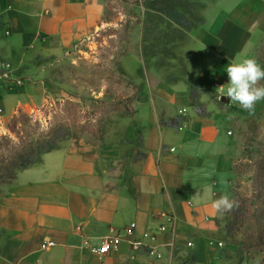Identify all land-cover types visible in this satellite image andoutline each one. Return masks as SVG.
<instances>
[{
  "label": "crops",
  "instance_id": "1",
  "mask_svg": "<svg viewBox=\"0 0 264 264\" xmlns=\"http://www.w3.org/2000/svg\"><path fill=\"white\" fill-rule=\"evenodd\" d=\"M110 2L0 0L1 105L12 112L46 98L43 80L70 59L97 66ZM139 2L143 45L121 55L111 78L132 97L131 126L102 142L73 136L16 172L0 196V264H95L91 248L115 234L109 264H264L229 245L226 217L211 208L232 194L237 121L217 88L229 63L248 58L264 0H236L230 10L226 0Z\"/></svg>",
  "mask_w": 264,
  "mask_h": 264
},
{
  "label": "rangeland",
  "instance_id": "2",
  "mask_svg": "<svg viewBox=\"0 0 264 264\" xmlns=\"http://www.w3.org/2000/svg\"><path fill=\"white\" fill-rule=\"evenodd\" d=\"M235 1L226 0V9L230 10ZM133 2L111 0L109 3L108 22L95 38L98 62L93 69H86L83 60L77 64L70 59V65L54 67L43 80L47 89L43 101L32 103L27 99L12 112L0 101V196L11 187L21 167L58 143L77 135L96 142H102L105 134L112 139L125 137L134 104L132 97H127V87L116 93L111 78L121 55L143 45L145 8L139 0ZM259 27L261 30L248 57H254L264 66V24ZM14 83L13 87L22 84ZM2 89L0 78V97ZM233 105H227L237 117L233 125L230 198L238 201L239 207L223 213L226 241L264 262V100L257 103L254 113L245 115L246 120L240 116L241 107L236 104L237 108H233Z\"/></svg>",
  "mask_w": 264,
  "mask_h": 264
},
{
  "label": "clouds",
  "instance_id": "3",
  "mask_svg": "<svg viewBox=\"0 0 264 264\" xmlns=\"http://www.w3.org/2000/svg\"><path fill=\"white\" fill-rule=\"evenodd\" d=\"M228 83L217 88L219 97L230 98L231 104H238L248 113H254L256 104L264 100V66L254 57L240 59L237 57L226 67ZM231 118V117H230ZM221 184L226 185L222 177ZM239 207L238 201L222 193L211 202L214 212L223 214Z\"/></svg>",
  "mask_w": 264,
  "mask_h": 264
},
{
  "label": "built area",
  "instance_id": "4",
  "mask_svg": "<svg viewBox=\"0 0 264 264\" xmlns=\"http://www.w3.org/2000/svg\"><path fill=\"white\" fill-rule=\"evenodd\" d=\"M7 33H9V32L7 31ZM14 82H17L19 84L22 81L21 80H14ZM230 103H231V101H230ZM134 228H135V223L130 224V226L125 228V233L130 235V236L134 235ZM159 230L161 232H163L166 230V227L161 226L159 228ZM143 236L149 237V234L147 232H145L143 234ZM120 238L121 237L119 234L109 235V236L103 238L99 245L91 248V252H92L93 256L96 258L95 264H109L108 258L110 256L111 252H115V253L118 252L117 245H118ZM130 244H131V249L135 250V249L140 248L141 242L137 239H133L130 242ZM219 244L222 245V243H219ZM47 245L49 246V245H51V243L48 242ZM189 245H192V243H189ZM151 253H154V249L151 250Z\"/></svg>",
  "mask_w": 264,
  "mask_h": 264
},
{
  "label": "water",
  "instance_id": "5",
  "mask_svg": "<svg viewBox=\"0 0 264 264\" xmlns=\"http://www.w3.org/2000/svg\"><path fill=\"white\" fill-rule=\"evenodd\" d=\"M221 101L224 103V104H226V105H229V103H230V98H228V97H221Z\"/></svg>",
  "mask_w": 264,
  "mask_h": 264
},
{
  "label": "trees",
  "instance_id": "6",
  "mask_svg": "<svg viewBox=\"0 0 264 264\" xmlns=\"http://www.w3.org/2000/svg\"><path fill=\"white\" fill-rule=\"evenodd\" d=\"M264 263V262H263Z\"/></svg>",
  "mask_w": 264,
  "mask_h": 264
}]
</instances>
